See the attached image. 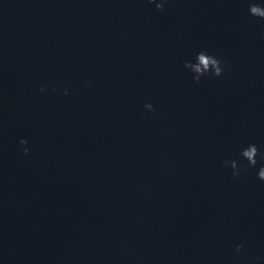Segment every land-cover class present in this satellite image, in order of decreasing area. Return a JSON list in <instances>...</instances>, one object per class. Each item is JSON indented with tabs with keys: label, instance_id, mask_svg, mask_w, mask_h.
<instances>
[{
	"label": "water",
	"instance_id": "1",
	"mask_svg": "<svg viewBox=\"0 0 264 264\" xmlns=\"http://www.w3.org/2000/svg\"><path fill=\"white\" fill-rule=\"evenodd\" d=\"M252 3L0 0V264H264Z\"/></svg>",
	"mask_w": 264,
	"mask_h": 264
},
{
	"label": "clouds",
	"instance_id": "2",
	"mask_svg": "<svg viewBox=\"0 0 264 264\" xmlns=\"http://www.w3.org/2000/svg\"><path fill=\"white\" fill-rule=\"evenodd\" d=\"M168 0H148L149 4H155V7L158 11H164V5ZM249 14L257 19L264 21V4L252 3L249 5ZM222 60L214 55H210L207 51H201L197 53L195 62H187L184 67L190 69L193 73V82L199 84L202 77L212 76L219 78L223 75ZM41 92L46 91L45 88L40 89ZM55 91V89H53ZM64 95H68L67 91L64 92ZM145 109L149 112H154L153 106L151 104H146ZM20 144L26 145L27 141L21 140ZM29 150L27 147L24 148V154L28 155ZM240 156L244 161H247V168H255L257 165V157L259 156L261 160H264V153L260 152L255 144H250L246 149L240 152ZM230 164L232 169V177L236 179L240 176L241 172L245 171L243 165H238L235 160L225 161V167ZM257 178L259 181L264 182V166L260 167L258 171ZM242 245L236 246V251L240 252Z\"/></svg>",
	"mask_w": 264,
	"mask_h": 264
}]
</instances>
